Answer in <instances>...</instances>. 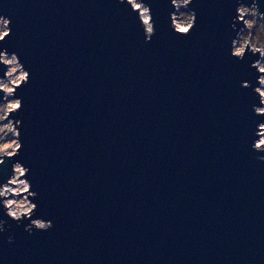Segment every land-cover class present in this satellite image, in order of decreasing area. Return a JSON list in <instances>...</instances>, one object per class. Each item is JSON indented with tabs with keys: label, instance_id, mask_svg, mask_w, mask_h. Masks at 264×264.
Returning a JSON list of instances; mask_svg holds the SVG:
<instances>
[{
	"label": "water",
	"instance_id": "obj_1",
	"mask_svg": "<svg viewBox=\"0 0 264 264\" xmlns=\"http://www.w3.org/2000/svg\"><path fill=\"white\" fill-rule=\"evenodd\" d=\"M144 2L150 42L117 0H0V50L30 72L13 117L23 147L0 184L16 161L29 168L33 218L54 225L29 234L0 206V264H264L259 57L230 54L238 0H193L188 36L170 0Z\"/></svg>",
	"mask_w": 264,
	"mask_h": 264
},
{
	"label": "clouds",
	"instance_id": "obj_2",
	"mask_svg": "<svg viewBox=\"0 0 264 264\" xmlns=\"http://www.w3.org/2000/svg\"><path fill=\"white\" fill-rule=\"evenodd\" d=\"M118 3L130 6L136 13L143 29L145 41L150 42L156 34V23L152 15L150 5L144 0H117ZM193 0H170L174 11L169 13L170 26L178 36H188L193 30L197 15L195 10H187ZM242 24L236 37L231 41V56L243 61L248 52L258 55V59L250 65L259 74L257 84L253 91L259 97V106L253 105V111L257 116H264V13L259 10L257 0H252L250 6L238 0L236 16L233 18V27ZM12 31L11 18L0 15V43H3ZM0 65L6 69L0 76V93L3 94V102L0 103V166L6 159H13L22 150L20 140L22 121L14 119V114L21 111L22 99L16 96L17 90L26 85L30 80V72L25 69L19 56L13 52L9 54L7 48L0 50ZM241 87L249 88L247 81L241 83ZM255 136L258 137L251 144V148L257 153H264V123L257 125ZM264 160V156L258 157ZM30 169L21 162L12 164L11 176L3 184H0V206L5 215L20 225L25 219L29 221L24 226V231L31 234L33 230L47 231L54 225L51 220H45L36 216L38 205L33 203L39 193L32 191V184L28 179ZM6 221L0 219V230H3ZM13 238L9 237V242Z\"/></svg>",
	"mask_w": 264,
	"mask_h": 264
},
{
	"label": "rangeland",
	"instance_id": "obj_3",
	"mask_svg": "<svg viewBox=\"0 0 264 264\" xmlns=\"http://www.w3.org/2000/svg\"><path fill=\"white\" fill-rule=\"evenodd\" d=\"M188 10V9H187ZM9 54H11V53H9ZM3 101H1L0 103H2ZM262 123H264V122H262Z\"/></svg>",
	"mask_w": 264,
	"mask_h": 264
},
{
	"label": "bare ground",
	"instance_id": "obj_4",
	"mask_svg": "<svg viewBox=\"0 0 264 264\" xmlns=\"http://www.w3.org/2000/svg\"><path fill=\"white\" fill-rule=\"evenodd\" d=\"M259 86V85H258Z\"/></svg>",
	"mask_w": 264,
	"mask_h": 264
}]
</instances>
